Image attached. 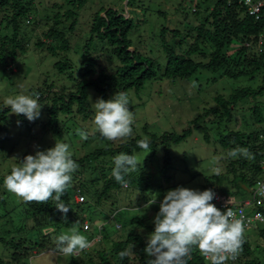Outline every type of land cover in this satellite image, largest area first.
Instances as JSON below:
<instances>
[{"label": "trees", "instance_id": "obj_1", "mask_svg": "<svg viewBox=\"0 0 264 264\" xmlns=\"http://www.w3.org/2000/svg\"><path fill=\"white\" fill-rule=\"evenodd\" d=\"M86 1L60 0L40 9L37 0H0V66L3 70L11 72L19 57L33 49L30 33L26 32V27L32 26L34 44L43 48L57 71L54 75L44 73L43 69L41 83L25 90V94H38V102L44 105L39 118L29 121L23 114L11 115L10 106L0 111V160L8 159V153L15 152L20 166V159L34 153L32 141L48 136L55 143L56 140L68 143L72 159L79 166L62 196V202L71 208L67 219L52 200L40 203L25 202L21 198L16 208H10L4 195L6 187L0 188V264H28L27 259L34 250L59 253L54 237L63 234L62 229L76 226L83 229L86 219L90 221L91 226L86 231L91 239L95 232L103 233L105 241L110 239L106 226H98L108 212L100 206L108 205L111 213L123 190L130 189L133 183H142L145 187L151 184L142 164L125 176L127 187L112 175L114 157L120 153L135 155L144 150L137 144L140 140L149 141L150 160L160 149L164 151L161 172L168 174L172 146L186 140L194 130H201L203 141L213 143L224 167L221 185H216L214 192L238 204L243 198H250L256 183L264 180V8L261 17L256 19L249 15L244 0H195L190 9L198 20L195 22L188 13L182 12L183 19L191 21L187 29L162 26L158 45L163 55L156 58L141 50L140 44L136 46L135 42L142 40L140 25L147 21L137 10L131 9L136 0H126L127 12L124 8L100 6L88 21V28L83 30L78 29L76 10ZM201 71L229 79L245 78L247 84L233 88L227 95L217 94L215 105L204 108L180 132L164 130L158 134L145 121L138 133L134 130L138 122L135 119L132 136L111 141V144L106 140L109 144L91 149L90 138L101 136L94 124L95 100L110 99L117 91L127 93L128 97L138 95L148 82L157 78L190 80ZM237 115L245 117L246 121L239 127ZM212 125L216 129L211 130ZM8 134L13 139L18 137L11 147L3 139ZM77 134L84 140V153L80 156L73 145ZM235 148L249 149L254 159L228 157L227 153ZM11 169L0 176V184L4 185ZM77 192L86 196L84 202L75 201ZM93 208L100 218L85 215ZM245 209L249 213L260 210L264 214V202ZM20 218L22 226H17ZM131 221L154 231L155 225L146 224L139 217ZM255 224L260 225L258 236L264 242V221ZM247 229H244V243L238 258L229 257L224 264H259V258L264 257V243L253 247L250 235L245 233ZM146 243L144 234L131 231L124 238L113 240L108 249L87 251L82 253L83 258L71 256L69 261L70 264H147L150 258L144 252ZM126 250L128 254L122 258L119 254ZM256 251L262 256H255ZM187 259L188 264H211L195 245Z\"/></svg>", "mask_w": 264, "mask_h": 264}, {"label": "rangeland", "instance_id": "obj_2", "mask_svg": "<svg viewBox=\"0 0 264 264\" xmlns=\"http://www.w3.org/2000/svg\"><path fill=\"white\" fill-rule=\"evenodd\" d=\"M56 1L60 2V0H37L40 9L45 6L51 7ZM194 3L195 0H136L131 9L137 10L142 17L144 16V19H147L145 23H141L140 25L139 30L141 31L140 34H142V40L135 42L136 46L139 47L140 44L139 48L152 57L158 58L160 54L163 55L158 45L161 27H177L181 31L187 29L191 21L184 20L182 12L188 13L190 19L196 22L198 19L194 18V14L191 13L190 9ZM100 6L124 8L126 12L129 9L126 0H87L82 7L76 10L79 21V28L78 25L77 28L86 30L92 14ZM182 9L185 11H182ZM31 29L32 26L29 28L26 27V32L28 31V34L30 33L29 36L32 38L31 44L33 49L19 57L18 61L12 65L11 72L8 69L4 71L0 66V105H2L4 99L7 97L25 94V90H28L30 86H38L41 80H43V75L46 71L49 74L54 73V75L57 73L51 65V59L46 56L47 54L43 48L37 47L34 44L35 31H31ZM38 32L40 33L41 29ZM80 39L83 40L84 36ZM46 41L48 40L46 39ZM78 46L81 47V44ZM47 53L50 54L49 52ZM43 69H45L44 73L42 72ZM29 71L30 73L28 74ZM19 72H21L20 75L18 74ZM52 77V79L56 78L54 76ZM245 84H247L245 78L229 79L219 77L218 74L209 71H201L190 80H182L180 78H157L152 80L146 84L144 89L140 91V94H134V96L131 95L128 97L131 101L129 107L134 113V120L136 119L138 121L135 122L134 130L139 133L143 122L146 121L149 123L150 128L158 134L164 130L180 132L184 127L189 125V122L195 116L202 113L204 108L215 105L214 97L217 94L227 95L233 88ZM58 85H61L60 81ZM241 115H237L239 119L237 122L238 127L246 123L243 119L245 117H241ZM213 129L216 128L212 125L211 130ZM15 130L18 131L16 128ZM76 136L78 137L74 138L73 145L78 149V151H75L78 154L77 156H80L84 153V148L82 147L84 140L78 134ZM17 138L15 136L14 140L10 134L3 137L10 147L15 144ZM90 139V147H92V150L101 145L109 144V142L111 144V141L105 142L106 139L101 136H93ZM32 143L33 145L31 147L34 148L33 154L37 150H46L55 146V142L48 136L40 138L38 141L34 140ZM149 154V150L145 149L135 154L139 162L138 164H142L141 166H143L146 179L151 183L149 187H145L142 183L140 185L133 183L130 189H125L121 192L116 202H114L115 206L111 213L107 209L110 208L108 205L100 206L108 212H106L107 216L105 218H101L98 226L101 224L106 226V231L111 237L110 239L105 241L99 236L100 232H95L97 238L93 243L88 232L80 229L79 226L62 229L63 233L71 234L72 230H76L79 234L84 235L91 243V246L87 248L89 252H95L96 249L100 248L108 249L113 240L124 238L131 231L142 233L147 238L153 230H147L138 223H132L131 219L133 217H139L146 224L154 225L153 220L159 211V203L163 200L168 190L178 186L189 187L200 191L209 188L215 190L216 185H221L224 167L219 162L220 154L215 150L213 143L206 144L203 141L202 131L199 129L194 130L192 135L186 140L172 146L170 149L171 165L168 169V174H162L161 172L164 151L160 149L153 160H150ZM18 158L15 152H10L8 153V159L0 160V176L6 175L8 170L14 166H19ZM217 168L219 169V175L215 172ZM166 176H169V178L165 179ZM1 187L4 188L5 185L0 184ZM4 195L7 196L10 208H16L17 202L21 197L9 192L7 189ZM155 199L156 203L147 206ZM91 215L100 218L97 215V210L94 208L86 212V216ZM22 223L23 220L20 218L17 226H22ZM27 223L30 226V220ZM117 224H120V227ZM258 226L254 224L252 228L245 230V233L250 235L253 247L264 243L258 236ZM22 231L24 232V229ZM38 252V254L30 255L27 259L28 264H70V255H63L60 252L56 253L50 250ZM254 255L262 256L260 251L254 252ZM77 257L79 259L83 258L82 251L79 252ZM259 264H264V257L259 258Z\"/></svg>", "mask_w": 264, "mask_h": 264}, {"label": "clouds", "instance_id": "obj_3", "mask_svg": "<svg viewBox=\"0 0 264 264\" xmlns=\"http://www.w3.org/2000/svg\"><path fill=\"white\" fill-rule=\"evenodd\" d=\"M246 2L250 3L251 0ZM38 100L39 96L36 93L7 97L0 111L10 106L11 113L17 116L23 114L29 121H34L40 117L44 106ZM130 104L127 93L120 91L110 99L101 97L95 101L94 124L104 139L116 141L132 136L134 113L130 110ZM137 144L145 150L149 147L147 140H140ZM227 156L254 159V154L247 148L232 149ZM20 160V166H14L4 179L6 189L25 202L45 203L52 200L56 209L63 214V218L67 219V213L71 208L62 202V196L70 187L72 173L79 167L72 159L70 145L56 140L54 147L37 150L35 154H28ZM113 163V177L127 187L125 176L137 168L139 162L136 156L120 153L114 157ZM215 172L219 175L218 168ZM260 181L264 182V180ZM256 187L257 183L250 198ZM216 193L218 192H214L211 188L200 191L184 186L166 192L153 220L154 231L147 236L144 248V252L150 258L147 264H188L187 258L193 245L198 247L200 253L208 258L211 264H224L229 257L235 260L238 258L237 254L244 243L243 217L236 218L231 208L222 211L212 203ZM74 198L77 203L86 200V196L80 192H77ZM154 203L156 199L147 206ZM89 222L86 219L82 230L86 231L90 228ZM117 225L120 227V224ZM99 227L101 228V225ZM99 236L102 237V234L100 233ZM96 238L95 234L91 242L94 243ZM54 242L61 254L73 257L80 251L83 254L87 253V248L91 246L87 238L76 230H72L71 234L63 233L54 237ZM38 253L35 250L32 254ZM127 254L126 250L119 255L123 258Z\"/></svg>", "mask_w": 264, "mask_h": 264}, {"label": "built area", "instance_id": "obj_4", "mask_svg": "<svg viewBox=\"0 0 264 264\" xmlns=\"http://www.w3.org/2000/svg\"><path fill=\"white\" fill-rule=\"evenodd\" d=\"M244 3L247 6L249 14L255 16L256 18L261 17V12L264 7V0H251L250 3L244 0ZM258 193H264V182L260 180L257 182V187L252 197L240 200V204L235 203L232 200L223 198V196L220 195L219 193H216V198L212 201V203H214L220 209L226 210V208H231L235 213L236 218L243 217L244 229H246L251 227L255 222L264 221V214L262 211L253 210L252 213H249L246 212L247 210L245 209L246 207L254 203L262 204L264 202V194H258Z\"/></svg>", "mask_w": 264, "mask_h": 264}]
</instances>
